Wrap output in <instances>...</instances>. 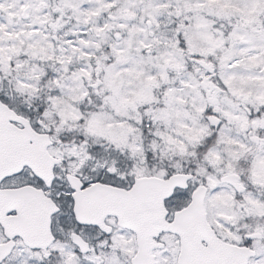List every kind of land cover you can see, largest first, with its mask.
Instances as JSON below:
<instances>
[{
  "label": "snow or ice",
  "instance_id": "1",
  "mask_svg": "<svg viewBox=\"0 0 264 264\" xmlns=\"http://www.w3.org/2000/svg\"><path fill=\"white\" fill-rule=\"evenodd\" d=\"M0 264H264V0H0Z\"/></svg>",
  "mask_w": 264,
  "mask_h": 264
}]
</instances>
